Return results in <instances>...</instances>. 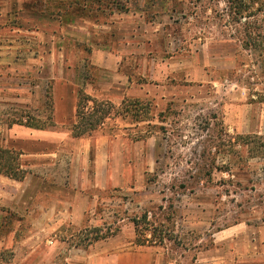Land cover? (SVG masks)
I'll return each instance as SVG.
<instances>
[{
	"label": "rangeland",
	"instance_id": "obj_1",
	"mask_svg": "<svg viewBox=\"0 0 264 264\" xmlns=\"http://www.w3.org/2000/svg\"><path fill=\"white\" fill-rule=\"evenodd\" d=\"M72 1L82 9L59 10L47 0L49 10L19 23L44 32L37 36L43 63L24 54L22 70L0 71L1 128L12 120L51 126L62 68L78 89L117 111L124 99L149 102V120L117 114L98 129L116 138L109 176L117 185L86 193L96 198L84 212L68 160L36 168L46 182L34 179L32 211L0 218V264H27L31 242L40 239L57 255L51 264L104 249L198 264L214 233L264 223V156H251L255 142L243 145L240 135L249 133L238 128L254 114L264 135V4L240 19L236 11L248 0ZM75 120L64 130L73 134ZM0 137L2 144L1 129Z\"/></svg>",
	"mask_w": 264,
	"mask_h": 264
},
{
	"label": "crops",
	"instance_id": "obj_2",
	"mask_svg": "<svg viewBox=\"0 0 264 264\" xmlns=\"http://www.w3.org/2000/svg\"><path fill=\"white\" fill-rule=\"evenodd\" d=\"M23 2L24 0H0V71L6 67L9 70H22L19 56L32 53L33 55L37 54V56H31L29 61L37 62L42 66V52L37 49L41 43L37 41V36L43 37L44 32L31 30L27 24L23 27L19 25L23 21L30 23L32 17L26 12H18L14 9V7H18V10L21 9ZM4 5L6 6L1 8ZM56 22L59 23V20L57 19ZM99 52L101 51L99 50ZM6 60L7 62L10 60V65H6ZM28 66L32 67L31 65ZM55 79V126L45 129L17 123L3 129L0 126L2 145L22 152L23 167L28 171L27 176L22 181L0 174L1 222L4 214L17 215L32 211L33 200L38 192L35 190L34 182L35 180L42 184L46 182L44 177L35 174L38 167L58 166L64 164L63 160H68L69 173L67 178L69 183L77 196L82 194L85 197H80L84 203H81L80 200L76 204V207L83 212L90 208V203L93 204L91 199L96 198V195L92 194V198H87L86 193L92 190L112 189L117 185L114 183V179L109 176L110 147L116 138L101 133L99 130L82 137H75L72 133L65 131L62 126L76 119L80 89L72 79L64 78L63 68L60 76ZM88 90L85 91L87 94L90 93ZM258 121L259 119H256L255 115L252 114L248 123L240 122L238 128L244 134H258L260 133ZM65 203L68 204L66 201ZM44 213L48 219L50 208L44 207ZM28 242L26 241L24 244L29 246ZM47 243L49 241L45 239H40L35 243L31 242L30 248L32 249L28 252L25 262L27 264H51L57 255L48 250ZM4 244L5 242H0V246ZM54 246L53 249L55 250L57 246L59 247V245ZM83 251L85 253L74 252L69 254L65 258L66 262L69 264H164L161 255L149 250L106 251L104 249L91 251L92 253ZM197 263L264 264V223L258 226L241 223L214 233L211 246L200 252ZM16 264L22 263L18 261Z\"/></svg>",
	"mask_w": 264,
	"mask_h": 264
},
{
	"label": "trees",
	"instance_id": "obj_3",
	"mask_svg": "<svg viewBox=\"0 0 264 264\" xmlns=\"http://www.w3.org/2000/svg\"><path fill=\"white\" fill-rule=\"evenodd\" d=\"M36 1L37 3H34V0H32V2L31 0H25L23 2L24 8L22 7V9H19L18 12L24 10L23 12H30L29 14L33 16L34 14H38L39 12L44 13L46 9H48L50 6L49 2H45L43 0ZM56 2L57 5H55V7L57 6V9L59 10H61L62 8V10L73 9L74 7L79 6L81 4L80 2H74L72 0H56ZM258 3L264 4V0H248V3H241L240 8H238L236 11L238 18L241 19L243 16L249 17L250 15H244L246 12V8H249L250 6H253ZM262 7L263 6H261L260 9ZM79 8L82 9V5H80ZM60 13L61 11L58 12V14ZM121 106L122 110L119 111L121 108L120 107L117 111L116 105L113 104L111 101L97 99L87 94L86 92L80 90L76 107V120L72 127L73 136L82 137L90 135L98 131V129L104 126L108 120H114L117 114L123 115V118L129 116L131 120L137 123L149 120V102L146 103L140 100L124 99ZM16 123L22 124L21 122H17V120H12L8 122L9 126H12ZM50 125L51 126H48L46 122L41 125H35L32 123L26 124V126L28 127L45 129L48 127L55 126V123L51 122ZM240 137L242 139V144L248 147L252 143V141L255 142V147L249 148L252 157L264 156V135L247 134L240 135ZM21 155L22 152L5 147L0 143V174L18 181L24 180L28 174V171L23 167ZM94 239L99 240V237H96Z\"/></svg>",
	"mask_w": 264,
	"mask_h": 264
}]
</instances>
